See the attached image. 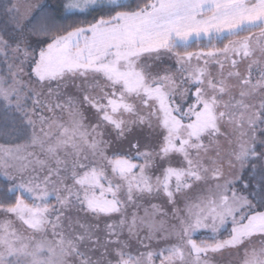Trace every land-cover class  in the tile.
<instances>
[{
  "label": "snow or ice",
  "instance_id": "6c2138e0",
  "mask_svg": "<svg viewBox=\"0 0 264 264\" xmlns=\"http://www.w3.org/2000/svg\"><path fill=\"white\" fill-rule=\"evenodd\" d=\"M60 8L0 0V264H264V0Z\"/></svg>",
  "mask_w": 264,
  "mask_h": 264
},
{
  "label": "rangeland",
  "instance_id": "374dc122",
  "mask_svg": "<svg viewBox=\"0 0 264 264\" xmlns=\"http://www.w3.org/2000/svg\"><path fill=\"white\" fill-rule=\"evenodd\" d=\"M31 2L33 4H35V3H37V0H31ZM39 2L47 5V0H39ZM22 11H23V9H22ZM205 50H207V49H205ZM165 67H167V65H165ZM245 68H246V65H241L240 70H244ZM76 83L79 84L80 81H77ZM85 87H87V86H85ZM68 94L69 95H79V90L76 89V88H71L70 87L69 90H68ZM65 118H66V113H65ZM22 142L23 141L12 140V138H11L10 142H7V143L6 142H0V145L11 146V143H22ZM193 202H195V201H193ZM152 203L159 204L160 201L154 200V201H152ZM144 207H149V206L148 205H145ZM139 215L140 216H143L144 215V209L143 208H141L139 210ZM0 218H2V217H0ZM152 218L157 223H160L161 221H164L165 223H167L166 218L163 217L162 215H160L159 213L155 214ZM230 227H231V225H227L225 227V229L222 230V235H219L217 238L218 239L227 238V236L229 234ZM147 231H148L147 228L142 229L141 235L142 236L143 235H146L147 234ZM194 238L197 240V243H200L201 240H204L205 243L211 244V242L207 241V240H211V234L209 232H200V233H197ZM144 243L145 244H148L149 241L145 240ZM253 243H257L258 244L259 241L258 240L257 241H253ZM160 247H163V244H161ZM155 248H156V241L153 240L151 247H149L147 249H145V248L142 247L140 250L141 251H153V250H155ZM242 251H243V249H241V252ZM237 259H238V253L236 252L235 249H225V250H222L219 253L213 254L210 257L211 264H234V262ZM156 264H159L158 260L156 261Z\"/></svg>",
  "mask_w": 264,
  "mask_h": 264
},
{
  "label": "trees",
  "instance_id": "16d2710c",
  "mask_svg": "<svg viewBox=\"0 0 264 264\" xmlns=\"http://www.w3.org/2000/svg\"><path fill=\"white\" fill-rule=\"evenodd\" d=\"M60 4H61V0H47V5L48 7H53L55 6L57 13H62V9L60 8ZM80 19H83V17H80ZM90 19V17H89ZM242 35H246V33H243ZM227 39H225L222 43H219L217 46L219 47H223V44L227 43ZM203 41L199 42V43H192L191 46L187 49L188 51H198L201 47H203ZM180 51H184L183 48L180 49ZM8 131H11V129H8ZM12 137H0V142H10ZM12 140H14V138H12ZM211 243H214V240H207Z\"/></svg>",
  "mask_w": 264,
  "mask_h": 264
}]
</instances>
